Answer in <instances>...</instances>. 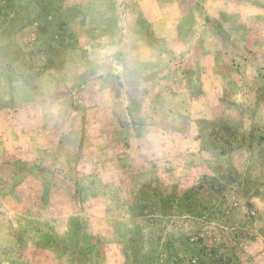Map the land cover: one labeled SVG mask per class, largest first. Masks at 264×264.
<instances>
[{"label":"rangeland","instance_id":"rangeland-1","mask_svg":"<svg viewBox=\"0 0 264 264\" xmlns=\"http://www.w3.org/2000/svg\"><path fill=\"white\" fill-rule=\"evenodd\" d=\"M0 264H264V0H0Z\"/></svg>","mask_w":264,"mask_h":264}]
</instances>
